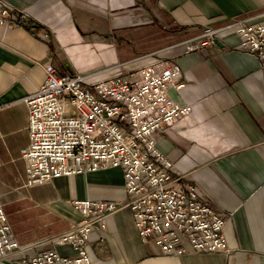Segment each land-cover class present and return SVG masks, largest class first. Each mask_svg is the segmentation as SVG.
Returning a JSON list of instances; mask_svg holds the SVG:
<instances>
[{"label":"crops","instance_id":"obj_1","mask_svg":"<svg viewBox=\"0 0 264 264\" xmlns=\"http://www.w3.org/2000/svg\"><path fill=\"white\" fill-rule=\"evenodd\" d=\"M2 1L26 15L18 25L0 26V204L26 253L52 249L75 257L71 244L54 241L79 220L71 201L119 200L124 193L119 168L28 185L24 98L38 90L47 65L104 79L112 66L133 71L159 56L179 63L185 86L168 94L191 110L156 134V147L226 216L230 251L162 255L122 208L91 233L89 264H264V60L239 50L233 29L219 32V44L187 54L182 45L208 27L263 16L264 0Z\"/></svg>","mask_w":264,"mask_h":264},{"label":"built area","instance_id":"obj_2","mask_svg":"<svg viewBox=\"0 0 264 264\" xmlns=\"http://www.w3.org/2000/svg\"><path fill=\"white\" fill-rule=\"evenodd\" d=\"M24 16L0 0V26L18 25ZM226 29L239 37V50L264 60V15L208 27L183 41V53L214 44ZM110 69L109 77L95 79V73H58L55 66L47 65L38 90L24 98L29 143L21 157L28 185L119 168L123 197L71 201L79 220L54 241L71 244L77 252L73 258L52 249L26 253L28 247L16 241L0 204V258L16 254L15 264H89L91 233L104 229L106 218L122 208L130 210L137 234L162 255L230 251L224 235L226 216L214 210L156 147V134L191 110V105L175 103L168 94L171 86H185L178 80L179 63L155 56L137 70L123 71L119 65ZM65 103L73 107L71 112H65Z\"/></svg>","mask_w":264,"mask_h":264},{"label":"rangeland","instance_id":"obj_3","mask_svg":"<svg viewBox=\"0 0 264 264\" xmlns=\"http://www.w3.org/2000/svg\"><path fill=\"white\" fill-rule=\"evenodd\" d=\"M64 109H65V112H66V113H69V112L72 111L73 107H72L70 104L65 103V105H64Z\"/></svg>","mask_w":264,"mask_h":264},{"label":"water","instance_id":"obj_4","mask_svg":"<svg viewBox=\"0 0 264 264\" xmlns=\"http://www.w3.org/2000/svg\"><path fill=\"white\" fill-rule=\"evenodd\" d=\"M216 44H219V40L218 39H215L214 41Z\"/></svg>","mask_w":264,"mask_h":264}]
</instances>
